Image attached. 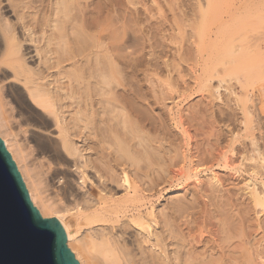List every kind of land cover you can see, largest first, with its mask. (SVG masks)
I'll return each instance as SVG.
<instances>
[{"label":"bare ground","instance_id":"1","mask_svg":"<svg viewBox=\"0 0 264 264\" xmlns=\"http://www.w3.org/2000/svg\"><path fill=\"white\" fill-rule=\"evenodd\" d=\"M22 1L23 0H21V1L0 0V139H1L4 147L7 149V152L9 153V155H10L12 161L14 162L16 168L18 169V173H19V175L22 179V182L24 184V187L28 193L30 202L38 210L39 214L43 218H51L52 217V218H55L59 222L60 227L62 228V230L65 234L66 245L69 248V250L73 253L74 258L77 260L78 264H238L239 263L238 257L240 255L237 256V252H236L237 249H236L235 245H233L235 243L231 242L234 238V235H236V234H234L236 227L234 228L235 229L234 231L232 230V228H233V223L236 221L235 216L237 213L235 215H233V212H231L233 207H235V204L233 203L235 201H233V199H232L233 196H230V195H227L228 196L227 198L225 195V199L227 200V201L225 200L226 202L222 199L223 198L222 196L224 194L222 196L220 195L222 200L219 199L220 196L216 195L218 193L220 194V192H222L223 190L226 194H231L230 190L225 189V187H226L225 182L228 181L229 179L226 180L223 176L221 177V175L219 173H217V171H216L217 169L220 168L221 170H223L225 172L226 171L229 172V176L232 174L233 178L236 177L238 174H240L239 172H242V170H240L238 168V166H240V165L236 166L234 161L232 160V159H235V157L231 159V156L234 155V153H235L234 151L236 150L233 148L234 144H231L232 145V148H231V146L228 147V145L226 143L228 141L231 142V140L234 137L232 139L230 138V140L228 139V141H226V142L223 141L227 145L226 147H224V146L222 147L221 145H220L221 147H219L217 145L219 143L217 140H219L223 136V134H220V132H221L220 131V132H218V135H217L216 134L217 132H216L215 133L217 135V139H216L217 143L215 142L217 145L215 147L216 149L213 148L214 146H212V147L210 146V152L207 154L209 155V157H211V159L209 158L210 159V161L208 160L209 162L206 161L207 159L205 161L203 160V162H205L203 165H202V163L201 164L199 163L203 159L200 157V156H202V154H200V148H196L195 151L193 150V148L191 147V141H190L192 139L190 137L191 134L188 133L187 129H185L184 127L179 129V131H178V133L180 135V138H178V139L181 140V145H179V150H176V148H178L177 147L178 145L176 146L175 149H173L171 147L170 143L167 144L168 147H163L161 145L162 144L161 143V144H159V146L157 148H155L156 149L155 151H157V153L159 152L158 153L159 155H156L157 154L156 153L155 156L154 155L151 156L150 153L148 152L150 149L146 148V150H145V148H144V154L143 153H141V154L144 155V156H142V158L144 157L143 160L145 159L147 161V163H145L143 161V163L146 164L145 165L146 167H142V168H144L142 170H146V171H144L145 175L143 174L144 175L143 178H145V176L147 174H149V173L153 174V172H155L153 175L151 174V176H154V178H156V182H158V183H156L154 181V178H153V181H152V178H150L151 182H149V183L150 184L152 182H155V183L152 186L149 184L151 187V190L150 189L149 190L150 191H156L157 190L155 193L159 197L161 192H167V190H169V189L179 187V189L184 190L185 192L190 194L192 197L190 200H188L187 198L184 197V194H185V196L187 195V193L184 192L183 197H184V199H187L188 202L186 203L185 200H184L185 201L184 202L181 199L176 200L177 204H175V206L173 205L174 206L173 208H171L170 206L167 205L168 207H170L167 210L168 207L167 208L165 207V210H167V211H164V212H167V213L162 212L161 217H158V215H159L158 213L160 211L158 210L159 212L157 213L153 203L147 202L146 195H144V193H143L145 191L140 190L141 189V187L139 188L140 185H138L135 182V180H133V177H131V175L129 173V171H131L130 168H132V166L134 165V162L138 163L139 160L135 161L134 160L135 157L133 158V156H134L133 153L131 155L129 153L130 150H128L126 148L128 150L127 151L125 149L124 145H120L122 143V141L120 144H119V140L117 142L118 143L117 145L120 146L119 148L117 146V148L119 149L118 152H120L119 153L120 155L118 156L119 159L116 156L117 159L115 160V163H114L116 166L112 165V163H111V159L113 157L112 158L110 157L111 159L108 158L109 155L106 152H108L109 150L106 151L105 154H103L104 157H107V160H104V161H107L106 163H109V164L111 163L110 165H108L109 167L107 166V164H105L104 161H102V163H99L100 161H98V159L93 160V158L90 157L91 156L90 152L87 151L88 153H86V150L94 149L92 147L93 145H96V144L98 145L99 143L101 144L100 139L104 135V133H102V132L109 131L108 130L109 127L113 126V125L112 126L107 125L106 124L107 122L105 124L103 123L105 117L107 116V114H106L104 117V114H102V113H105V111L100 113L101 116L103 115V117H104L103 120L102 119L100 120L101 121L100 123L104 124V129L107 131H105V130L102 131L101 128L97 125V123L95 121L97 118L96 115H98V113L94 109L95 107L93 104H95V103H93L94 100L92 99V96H94L95 94H96V96L98 95L97 93H95V94L93 93L95 91V89L96 88L99 89L98 93L100 94V96H101V94L105 95V93H106L105 97H107V95H108L107 92L111 90L110 87L112 86L113 83H115L116 84L115 86L121 87V89H119L120 90L119 93L122 96H124L125 95L124 92L126 90L125 87H127L129 85V83L127 85L124 83V80H123L124 78H123V75L121 77V74H125V71L128 67L130 69H132L133 72H138V71L141 72V70H139L138 68L145 65L142 63L143 61H141L142 58L139 57L140 59L136 58V60H134L132 54H130V53L129 54L132 56L131 58L134 62H132V63L130 62V66H128L129 63L127 64V60H126L127 57L125 55L126 52L124 53V50L127 46L126 47L123 46V45H125V44H123L124 37H126L124 30L127 28V27L125 28V26H124L125 24L127 25V23H124L123 8L124 7L126 8V6L123 7L122 0H116V2H114L115 0H112L113 2L111 0H109V1H111V4H110V2H108L109 4L103 2L102 7H100L98 5H94L95 2H93V0L90 2L85 1V3L83 4V7L81 6L82 9H78V12H77L76 8L80 7V6H77V4L79 3L78 2L79 0H77V3H76V0H54L55 1L54 3H52V2H50V3L55 6L54 9L56 10V12H54V13L52 12L53 13L52 16L46 17V15H45V16H42L44 18L40 17L41 20L43 19L42 21L44 22V26L41 24L42 22H39L41 24V26L40 25L38 26V22L36 20L38 18V17L36 18L37 14L36 15H34L35 13L31 14L32 12L29 13L30 15L28 14V11H27L28 10V7H27L28 3L27 2H30V1L26 0L27 2L25 5H19ZM103 1H105V0H103ZM203 1L206 4L207 8H208V6L210 8V5H212V10H211L212 13L216 12L217 13L216 16L217 17L219 16L220 19H221V17L223 18V16H224L227 18L224 20L228 21V17L231 18V16H230L231 13L234 14V12H235V13H239L238 15H242V17L247 18V20H249V18H252V20L258 21V22H256L257 27H260V25H262V23L264 25V0H227L228 2L225 3L223 6H221L219 4L220 0H203ZM16 2H20V3H18V6H16ZM195 2H197V1H195ZM197 3H200V2H197ZM23 4H24V1H23ZM75 4H76V6H75ZM80 4L82 5V3H80ZM96 4H98V3H96ZM93 5L98 6V7H92ZM197 5L200 7L199 4H197ZM19 6H22V7L20 8ZM111 7L112 8L116 7L117 8L116 10H118V12L116 11V13H118V17L117 18L115 17L116 20H112L111 18H109L113 15V13L116 15L115 11H113L112 15L110 16L109 13L111 11L110 10ZM213 7L216 10L213 9ZM37 8H38V6H37ZM125 8H124V10H126ZM201 8H203V7H201ZM209 8H208V10H209ZM48 9H50V8H48ZM54 9L52 8V10H54ZM74 10L76 11V15L74 14ZM213 10H215V12H213ZM203 11H205V10H203ZM107 13L109 14V17L107 15ZM212 13L210 15H212ZM50 14H51V12H50ZM31 15L33 17H31ZM103 15H106V16H103ZM204 15H205V13L202 16L203 18L206 17ZM210 15H207V16H210ZM34 16L36 19L34 18ZM234 16L237 17V15H235V14H234ZM242 17L241 18L238 17V22L235 21L237 19H235V20L233 19L234 21H231L233 24H234V22H237L240 25L239 26V25L235 24V25H237V27L240 28V29L236 28V30L234 28L233 34H235V36H237L238 34L243 32L241 34L242 36H240V35L237 36L239 38V40H238V38H235L238 41H234L235 39L232 38V34H231V32H229L230 30L233 29V25H231L232 29L228 30V27H226L227 22L225 23L224 20L221 19L220 24L222 22H224L221 24V26L218 25L219 29H222L220 31V38L221 39L219 38L220 39L219 42H217L215 44L217 45L219 43L220 45L222 44V45L226 46L229 43L232 44V41H233V44L229 45L230 47L231 46H233V47L230 49V48H228V46H226V48L230 49L231 51H228V49L226 50V48H225L226 51L225 50L223 51L222 49L221 50L219 49V47H220L219 46L218 47L219 50L214 49V52H215V50H218L219 53L217 51V53L215 52L216 54H213V52H212L213 49H212V51H210V53L207 51L208 54H206L205 58L201 54L200 59H201V63H202V65H201L202 68H200V70H203L205 68V65L208 66L206 64V62L211 61V59L214 60L213 61L214 64H216L215 62L219 63L221 61L220 65L221 66L225 65L226 68H225V66H222V68H220V65L218 63L215 66L219 65V68L223 69L224 71L226 69V72H228L227 69L230 68L229 69L230 71L228 73H230L233 68H235V69L238 68L237 72H238V70L242 71L241 67H237V66H242V69H244V65L247 67H250L248 69L253 70L255 64H254V66L251 65L246 60L245 57H246V54L248 52L250 54V55H248V57H250V56L252 57V55H253V57H255L256 54L260 55V56L262 54H264V34H263L264 33V30H263L264 26L262 25L261 26L262 28L261 27H260L261 29L259 28L260 30L257 29V31H258L257 32L256 30H254L256 28V25L255 26L254 25L253 26L248 25V24H250V22L252 23V21H250V20L246 21L244 19L242 21V23H241V21L239 22V19H243ZM112 18H114V17H112ZM232 18H235V17H232ZM216 19H215V24H216ZM219 21L217 23H219ZM77 22L81 26V28L79 26L80 30L79 29L77 30L74 27ZM231 22H229V23H231ZM243 22H245V23H243ZM247 22H249V23H247ZM71 23H72V25H74V26H72V30H71L73 37H71L72 40L70 39L68 41V39H66V38L67 37L70 38V35L68 34L69 35L68 36L67 33H65L66 29L68 30V28H66L65 24H71ZM115 23L120 24L119 28L121 29V34L117 33L118 32L117 30H119V28L117 27L118 24L115 25ZM208 23L210 24V21ZM212 23L214 24V22H212ZM258 23L260 24L259 26H258ZM223 24H225V25H223ZM245 24H247V25H245ZM196 25L198 26V24H196ZM114 26H116L117 28ZM136 26H138V25H136ZM231 26H230V28H231ZM36 27L41 29V30L43 29V27H45V29L47 27L50 29V30L48 29L50 34L45 35V34H47L45 32H48L47 29H46L47 31L44 29L42 31H40ZM67 27H68V25H67ZM247 27H248V29H247ZM217 28H216V30H217ZM35 29L38 30V33H41L42 40L40 38H37V36H36L37 30L35 32L34 31ZM69 29H71V28H69ZM136 29H138V28L136 27ZM245 29L247 32L250 29V32L251 31L252 32L251 33L248 32V33L251 35L255 31H256L255 33L259 34L260 31L262 30L261 31L262 33H260V35H259V37H261V38L263 36L262 40H260L261 38L259 39L258 36L252 35V38H251L252 41L255 42V40L259 39L257 41V42H259L258 45H256L257 43L253 44V45H256L255 47H253V49H255V51L250 50V49H252V47H251L252 41H250L251 36L248 39V35H246ZM207 30H208V28H207ZM237 30H238V33L237 32L234 33V31H237ZM253 30H254V32H253ZM217 31H219V30H217ZM90 32H94V34L93 35L90 34L91 36L88 35V33H90ZM211 32L210 33L207 32L206 34L211 35L212 34ZM68 33H70V32H68ZM229 33L231 34V36L229 37L230 42L228 39V36L230 35ZM54 34H56V37H52V35H54ZM261 34H262V36H261ZM39 35L40 34H38V36ZM216 36L218 37V33L214 37L216 38ZM254 36H256L255 38H258V39L253 40ZM240 37L244 38V39L246 38V40L247 39L248 40L242 41V43H241ZM207 38H208V36H207ZM215 38H213V41L215 40ZM209 39H210V37H209ZM216 39H218V38H216ZM40 41L41 42L43 41V44L40 43ZM204 41H205V39H204ZM204 41H203V44H204ZM248 41H250L251 43ZM244 42H246L245 44L250 43V45H247L248 46L247 47L244 44V46H243L242 44ZM216 45H215V47H216ZM202 46L205 47V45H202ZM140 47H142V45ZM247 48H248V50H247ZM209 49L211 50V48H208V50ZM202 50H204V49L202 48ZM126 51H127V49H126ZM251 51H254V52H251ZM202 52H204V51H202ZM137 53H138V51L136 52V55H137ZM198 53H199V50H198ZM198 53L196 51V54H198ZM200 53H201V50H200ZM127 54H128V52H127ZM209 54L210 55L212 54V55L210 56ZM92 55H93V57H92ZM208 55L212 58H210ZM138 56H140V55H137V57ZM260 56H258V58ZM256 57L253 58L254 60H252V58H251L252 62H256ZM261 57L259 58L260 62H258L259 60L257 58V62L261 64L260 66L262 69H258V68H260V66L257 65L258 67L256 68V70L254 68L253 74H254V71L255 72L257 71V73L259 71L260 74H262V72L264 70L263 69L264 68V63H263L264 62V59H263L264 56L262 58ZM186 59H188V58H186ZM192 59H193V57H192ZM219 59H220V61H219ZM248 59H250V58H248ZM195 61H197V60H195ZM180 62H181V60H180ZM151 63H152V61H151ZM225 63L228 65H226ZM245 63H248L250 66H248V64H245ZM196 64H194V66ZM211 64L212 63L209 62V66ZM214 64H213V66L211 65L213 68L215 67ZM229 64H230V66H232V64H233L235 67L234 66L229 67ZM146 65H151V64L146 63ZM118 66H120V67H118ZM152 66L158 67V65H155V64L153 65V63H152ZM164 66H166V64ZM148 67L149 66H147L146 68H148ZM212 67H211V70L208 67L210 71H212V69H213ZM251 67H253V68H251ZM92 68H95V69H92ZM208 68L206 67L205 69L207 70ZM140 69H144V67L140 68ZM151 69H152V67H151ZM214 70L218 71V73H219V71L222 72V70H219V69L217 70V67L215 69H213V71L211 73L208 70L206 71V72H209V74H211V77L209 76V74L207 75V73L204 70L202 72L206 73V76L211 79L214 77V74H216V72ZM250 70H248V75H249V72L252 75V71H250ZM96 71H98L97 76L99 79L96 76L97 73H95V76H96L95 78L93 76L94 72H96ZM158 71H159V69H158ZM213 72H215V73H213ZM126 73H127V71H126ZM145 73H146V71H145ZM212 73H213V77H212ZM244 73H241V76H244L247 74L246 71ZM200 74L197 77H195L194 79L199 77L200 79H202L201 82L207 81L206 79H208V78H205V76L203 74H201L202 77L205 78L204 79L200 76ZM225 74L226 73H224V75ZM231 74H228V76L229 75L231 76ZM127 75H129V73ZM224 75H222V76L224 77ZM263 75H264V73H263ZM141 76H142V74H141ZM217 76H218V74H217ZM250 76H247V78L248 77L250 78ZM255 76L259 77V78L261 77V75H259V73H258V76H257V74H255L254 77L252 76L254 79L251 78L252 80L249 79L247 81L253 82V80H257L258 78L256 79ZM92 77L94 80L98 79L97 80L98 82L100 80V82H101V83L99 82L100 85L102 84L103 87H105V88L107 87L106 90L108 89V91L105 92L103 90L104 88L102 87L103 88L102 89L101 86L99 88L94 87V89L92 91L93 87L91 88V84H90V80H92ZM226 77H227V75H226ZM244 78H246V77H244ZM213 79H216V78L214 77ZM239 79H241V78H239ZM122 80H123V82H122ZM169 80H170V78L168 79V81ZM93 81H91V83ZM208 81H209V79H208ZM262 81H264V80H262ZM246 82H244V84L243 83L242 84L247 85ZM164 83L166 85V82H163V84ZM250 83H248V85ZM124 84L126 85L125 87H124ZM208 85H206L204 87H207L209 89L210 87L214 86V85L210 86L211 84H208ZM240 85H241V83H240ZM134 86L132 85L130 87L133 88ZM172 86H174V85H172ZM172 88H169V89L172 90ZM207 88H205V89L207 90ZM241 88H242L241 90H243V88H245V86H243ZM97 89H96V92H97ZM101 89L103 90V93H100ZM127 89H129V88H127ZM163 89H165V88H163ZM114 90H115V88H114ZM114 90H112V91H114ZM209 91H210V89H209ZM115 92H118V90L117 91L115 90ZM132 92H134V91H132ZM139 92H140V90H139ZM167 92H169V91H167ZM92 93L94 95H92ZM112 93H114V92H112ZM211 93H209V94H211ZM135 94H137V93H135ZM160 94H162V93H160ZM131 95H132V93H131ZM233 95H235V94H233ZM113 96L111 98V101H112V99H115V98H113ZM142 96H143V94H142ZM165 96L169 97L170 94H169V96L168 95H165ZM211 96H212V94H211ZM246 96H247V93H246ZM246 96H244V97H246ZM103 97L104 96H102V98ZM126 97H128V96L126 95ZM137 97L140 99L141 94H140V96L137 95ZM154 97H155V95H154ZM160 97H161V95H160ZM160 97H159V99H160ZM244 97H242L240 99V101L238 98V101L240 103H241V100L245 101L246 99L244 100L243 99ZM248 97H247V100L249 101ZM258 98H259V96H258ZM106 99L108 100V98H106ZM116 99H118V98H116ZM126 100H128V99L126 98ZM105 102H107L106 104H108V102H110V101H105ZM105 102H104V104H105ZM123 102H124V100H123ZM117 103L120 104L119 101ZM111 104L113 105V103H111ZM124 104H125V106L127 105L126 103H124ZM263 104L264 103H262V105L257 104V105H259V108L261 110L264 108ZM108 105L110 106V104H108ZM115 105H117V104H115ZM130 105H131V103H130ZM241 105H243V102L241 103ZM125 106L121 102V106H120L121 110L120 109H118V110H120L123 113L124 109L126 108ZM244 106H245V108H243V109L245 111L246 106H247V101H246V103L244 102V105L242 107H244ZM104 107H106V105ZM118 107H119V105H118ZM242 107H240V108H242ZM109 109H112V108H109ZM115 109H116V106H115ZM243 109H242V111H243ZM105 110L107 111V109H105ZM247 110L245 111L246 113H247ZM244 111H243L244 116H245L244 118L247 119V116H246L247 114L245 115ZM114 112H116V110ZM261 112H263V110ZM126 113H127V110H126ZM116 114H118V113H116ZM124 114L122 116H124ZM180 115H181V113L179 114V116ZM250 115L251 114L248 112V117L250 119L248 118L247 121H248V124L251 125V122L249 120H251L252 116L250 117ZM109 116L110 117H108V116L107 117L113 118V117H111V115H109ZM127 116H128V114H127ZM179 116H178V118H180ZM98 117H100V116H98ZM123 118H121V119H123ZM162 118H163V116H162ZM168 118H170V117H168ZM112 121H113V119H112ZM159 121H161V120L159 119ZM178 121L180 122L181 120L178 119ZM145 122H147V121H145ZM145 122H143V123H145ZM100 123L98 122V124H100ZM128 123H130V122H128ZM143 123H141V124H143ZM182 123L178 124V126L180 125V127H181ZM110 124H112V123H110ZM121 124H122V122H121ZM243 124L246 125L244 122H243ZM248 124H247V127H248ZM100 125H102V124H100ZM159 125H161V124H159ZM149 126L151 127L152 125L149 124ZM154 126L156 128V124ZM121 127H122V125H121ZM164 127H166V126H164ZM247 127L245 128V135L243 136V141L245 142L246 140H248V143L247 144H246V142H245V144L241 143L242 148L238 147L239 149H237V151H236V153H238V155L241 156L240 158H243L244 154L247 155L249 153V152L246 153L247 148H249L248 146H250L251 150H252V146H253V150H254V148H255L254 144L256 145V143L254 142V134H251L252 131L250 133L248 131L250 128L249 127L247 128ZM127 128H129V127H127ZM155 128H154V130H155ZM99 129L102 131L101 133L103 134L102 136L100 135L101 136L100 139L97 138L99 136H96L94 133L96 131L98 132ZM151 129L153 131V128H151ZM156 130H157V128H156ZM156 130L154 132H156ZM162 130L159 128V130L157 132L158 133L157 136L162 137L163 140L158 138V137L157 138H158V140L160 139L161 141H163V143H164V141L166 143V140H168V138H170V135H168L170 133H168V131H169L168 129H167L168 131H166V134H165V132H163L165 129L163 131ZM87 132L90 133L91 135L88 134ZM197 132H198V130H197ZM84 133H87V135H89V136H86ZM92 133H94V134L92 135ZM112 133H114V132L112 131ZM200 133L202 134L203 131ZM212 133H213V131H211V134ZM139 134H140V132H139ZM211 134H209V136ZM97 135H99V134H97ZM128 135H130V133ZM167 135H168V138H167ZM204 135H207V134L204 133ZM104 136H106V135H104ZM211 136L213 137V134ZM225 136H224V138H225ZM107 137H105V138L107 139ZM139 137H140V135L138 136V138ZM143 137L148 138L147 135L143 136ZM105 138H103L101 140L102 141L104 140V142H105ZM206 138H207V136H206ZM224 138H221V140ZM116 139H118V138H116ZM139 139L141 140V138H139ZM203 139H205V138H203ZM207 139H210V138H207ZM140 140H138V142ZM135 141H137V140H135ZM142 141H140V142H142ZM146 141H147V139H146ZM255 141H256V139H255ZM124 142H126V141L124 140ZM131 142H133V141H131ZM153 142H154V140H153ZM223 142H222V144L225 145ZM233 142H231V143H233ZM149 143L147 142V145ZM102 144H104V143L102 142ZM107 144L105 142V145H107ZM147 145H145V146H147ZM213 145H215V144H213ZM100 146L98 145V147H100ZM156 146L157 145H155L154 147H156ZM107 147H108V145H107ZM109 147H110V145H109ZM109 147H108V149L111 148V147L110 148ZM123 147H124V149H123ZM127 147L129 148V146H127ZM149 147H151V146H149ZM103 148H104V146L101 149H103ZM147 149H148V151H147ZM97 150H100V148ZM103 150H100V153ZM255 150L254 151L256 153L260 152L259 149L255 148ZM201 151H203V150H201ZM118 152L116 151L115 153H118ZM150 152H152V151H150ZM103 153H104V151H103ZM195 154H197V155H195ZM199 154H200V156H199ZM229 154H232V155L229 156ZM101 155L102 154H100L99 157H101ZM110 155H111V153H110ZM257 155H258V153H257ZM235 156H237V154ZM248 156H250V155H248ZM104 157H101L102 158L101 160L106 159ZM198 157H200L201 160H199L200 158L198 159ZM202 157H204V156H202ZM245 157L246 156H244V159H242V160H245ZM114 159H113V161H114ZM249 159H251V156L248 159L246 158V161H248ZM253 159H254V157H253ZM262 160H263V157H262ZM97 161H98V163H96ZM103 163L105 164L104 167L105 166H107V167L103 168V165H102ZM97 164H101V166H99ZM252 165L248 166V168L244 167V169H245L244 171L248 172V170H250L253 173H254V171H257V167L254 165L252 166ZM259 165H260V168L264 171V162L263 163L261 162ZM112 166L116 167L115 169L117 171H115V172H117V174L113 171L114 168H112ZM128 166H131V167L129 168ZM137 166H138V164L136 165V167L134 166L136 168V171L139 170V169H137L138 168ZM154 166L157 168H154ZM243 166H245V165H243ZM154 169L157 170V173ZM142 170L139 172H143ZM258 171H257V173H258ZM251 172H250V174H251ZM260 173H262V172H260ZM250 174H249V176H250ZM254 174H256V173H254ZM117 175H119V176H117ZM232 175H231V177H232ZM203 176L206 177V179H207L206 180L204 178L206 180L205 184H204V180L202 178ZM115 177L116 178L118 177L119 183L118 182L117 183L120 184L119 187L124 188V190H122V191H124L123 192L124 194H122L120 196H117L118 191L116 193L115 192L116 190H112L113 187H115V186L112 187L111 183L112 184H113V182L116 183L114 181V179H116ZM147 177L145 179H147ZM149 185L147 186V190L149 188ZM154 185L158 189L155 190ZM263 185L264 184H262V186ZM188 187H191V189H189ZM253 187H255V186H253ZM231 188H233V187H231ZM115 189H117V187H115ZM142 189H144V187ZM251 189H250V191H251L250 194H251L253 203L258 205V206L264 205V186H263L262 190L258 189L260 191L256 190V188H255V190H253L254 188H251ZM248 190H249V188H248ZM205 199H208L206 201L207 202L210 201L211 204L208 205L209 202L205 203L204 202ZM223 203H225V204L227 203L226 205H228V207ZM233 204H234V206H233ZM219 205H221L223 207L225 206L224 208H226V207L232 208V209H229V211L232 214L231 213L226 214L225 212H227L228 209H227V211H225L223 209V207L220 206L221 207L220 208ZM232 211H234V210H232ZM236 212H238V211L236 210ZM215 216H217V221L219 222L218 224H216L217 227L219 225V228L215 229L216 231L213 230L211 227V225H213V222L215 223V221H213V219H216ZM236 219H237V217H236ZM210 221H212V223ZM214 226H213V228H214ZM234 226H235V224H234ZM80 231H82L83 234ZM78 232L81 233V235L79 237L77 236V234H79ZM241 235L242 234H240V236ZM239 239H241V238H239ZM241 244L242 243L240 242V245ZM240 245H239V247H240ZM239 247H238V249L240 250ZM198 248H201L203 251L200 252L199 250H197ZM196 250H197V252H196Z\"/></svg>","mask_w":264,"mask_h":264},{"label":"rangeland","instance_id":"2","mask_svg":"<svg viewBox=\"0 0 264 264\" xmlns=\"http://www.w3.org/2000/svg\"><path fill=\"white\" fill-rule=\"evenodd\" d=\"M14 1V0H13ZM17 1H21V0H17ZM23 1H24V4H23ZM21 3L20 2H16V6H18V3H20L19 5H25L26 4V0H23ZM28 1H30V2H27L28 4H27V7H28V14L30 13V12H32L31 14H33V13H35L34 15H36V18H35V16H34V18L37 20V22H38V26L40 25L41 26V24L44 26V22L41 20V18L40 17H42V16H45L46 15V17H48V16H52L53 15V13L54 12H56V10L54 9L55 8V6L54 5H52L50 2H52V3H54L55 1L53 0H28ZM48 1V2H47ZM85 1L87 2H90V1H92V0H79L78 2V4H77V6H80L79 8H76V10H77V12H78V9H82L81 8V6L83 7V4L85 3ZM107 0H105V1H103V0H93V2H95L94 3V5H98V6H100V7H102L103 6V2H105V3H107V4H109L108 2H110V4H111V1H107ZM195 1H197V2H200V3H197V2H195ZM202 1V2H201ZM221 1V2H220ZM219 1V4L221 5V6H223L225 3H227L228 1L227 0H220ZM225 1V2H224ZM42 2V3H41ZM113 2V1H112ZM114 2H116V0L114 1ZM125 2V3H124ZM224 2V3H223ZM15 3V2H14ZM76 3H77V0H76ZM80 3H82V5L80 4ZM96 3H98V4H96ZM104 3V4H105ZM122 3H123V7L124 6H126V10H124V8H123V11H124V23H127V25L125 24L124 26H125V30H124V32H125V36L126 37H124V42H123V44H125V45H123L124 47H126L125 48V50H124V53L126 52V57H127V64L129 63V65L128 66H130V62L132 63V62H134L133 60H132V56H133V59L134 60H136V58H138V59H140V58H142V60L141 61H143L142 63L143 64H145V65H143V66H141L140 68H143L144 67V69L147 67V66H149L148 68H146L145 70L144 69H140V68H138L139 70H141V72L140 71H138V72H133L132 71V69H130L129 67L126 69V71H127V73H126V71H125V74H121V77H122V75H123V80H124V83L127 85L128 83H129V85L130 86H134L133 88L132 87H130L129 85L127 86V87H125L126 85L124 84V87L126 88V90H125V92H124V96H122L120 93H119V89H121V87L119 86V87H117V86H115L116 84L115 83H113L112 84V86L110 87V91H108V89L106 90V88L105 87H103L102 86V84L100 85V80H99V82L97 81L99 78H98V71H96V72H94V74H93V76H94V78L97 76V78L98 79H93V77H92V80H90V84H91V88H92V91H93V89H94V87H100L101 86V88L106 92V91H108L107 92V94L110 96H108L107 95V97H105L106 96V93H105V95L104 94H101V96H100V94L98 93L99 91V89H97V92H96V89H95V91L93 92L94 94L95 93H97L98 95L96 96V94L94 95L93 93H92V95H94V96H92V99L94 100L93 101V103H95V104H93L94 105V109H95V111L98 113V115H96V123H97V125L101 128V130L102 131H104L105 129H104V124L106 123L107 125H110V126H112V127H109V131H107V130H105V131H107V132H102L100 129L98 130V132L96 131V132H94L95 133V135L96 136H99V137H97V138H99L100 139V137L103 135L102 133H104V135H106V136H102L103 138H105V137H107V139L105 138V142H106V144L108 145V147H109V145H110V149H108V147H107V145H105V142H104V140L102 141L101 139H103L102 137H101V139H100V142H101V144L99 143L98 145L100 146H104V148L106 149H101L102 147L100 146V147H98V145L96 144V145H93L92 147L94 148V149H92V150H90V149H88V150H86V153H88V152H90L91 154V156L90 157H92L93 158V160L94 159H98V161H100L99 163H102V161H104V160H107V157H104V155L103 154H105V152L106 151H108V152H106L109 156H108V158L109 159H111L112 157V159H111V163H112V165H114V166H116L114 163H115V160L117 159V157L120 155L119 153L120 152H118L119 151V147L120 146H118L117 144V142H118V140H119V144L121 143V141H122V143L120 144V145H124L125 146V149L127 148L128 150H130L129 151V153L132 155V153H133V158H134V160L135 161H138L139 160V162L137 163V162H134V165L132 166V168H130L131 166H128L129 168H130V170L131 171H129V173H130V175H131V177H133V180H135V182L138 184V185H140L139 186V188L141 187V189L140 190H142V191H145V192H143L144 193V195H146V200H147V202L149 203V202H152L153 203V205H154V207H155V209H156V211H157V213L159 214L158 215V217H161V214H162V212L163 213H167V212H164V211H167L170 207L171 208H173L174 206H175V204H177L176 203V200H179V199H181L182 201H186V203L188 202L187 201V199L188 200H190L192 197H191V195L190 194H188L187 192H185L184 190H182V189H179V187H175V188H172V189H169V190H167V192H161L160 193V195H159V197L156 195V189H158V188H156V186H155V190L156 191H150L151 190V187H150V185L152 186L155 182H156V178H154V176H151V174L152 173H149V174H147L146 176H145V178L147 177V179H145V178H143V176L145 175V172L144 171H146V170H142V169H144V168H142V167H146L145 165V163H147V161L144 159L143 160V158H142V156H144V155H142L141 153H143L144 154V148H145V150H146V148H148V149H150L149 151H148V149H147V151L150 153V155L151 156H155V154L157 153V151H155L156 149L155 148H157L158 146H159V144H161L163 147H168V143H170L171 144V147L173 148V149H175L176 148V146L178 147V148H176V150H179V145H181V140L180 139H178V138H180V135H179V133H178V131H179V129H181L182 127H184L185 129H187V131H188V133H190L191 134V147L193 148V150L195 151V149L196 148H200V154H202V156H204V157H202V156H200V154H199V156L201 157V158H203L202 160H201V158L200 157H198V159L199 160H201L199 163L201 164L202 163V165L205 163V162H203V160L205 161L206 159V161L207 162H209L210 161V159H211V157H209V155L207 154V153H209L210 152V146L212 147V146H214L213 148L214 149H216L215 147L218 145L219 147H226L227 145H228V147L229 146H231V148H232V145L231 144H234V146H233V148L234 149H236L234 152V155L233 156H231L232 154H229V156H231V159L232 158H234L235 157V159H232L233 161H234V163H235V165L236 166H238V165H240V166H238V168L240 169V170H242V172H239L240 174H238L236 177H234L233 178V175H232V177H231V175L229 176V172H225V171H223V170H221L220 168V170L219 169H217L216 171H217V173H219L220 175H221V177L223 176L226 180H228V181H226L225 183V189H227V190H230L231 191V194H226L225 192H224V190L222 191V192H220V194L218 193V194H216V195H218V196H222L223 194V200L225 201L226 199H225V195H226V198L228 197L227 195H230V196H233L232 197V199H233V201H235V202H233L234 204H235V207H233V209L232 208H227L228 207V205H226L225 203H223V204H225L227 207L226 208H224L223 206H221V205H219V207L221 206V207H223V209L225 210V211H227V209H228V213L227 212H225L226 214H230L231 212H233V215H235L236 213V216H235V222L233 223V228H232V230L234 231L235 229V227H236V232L234 231V234H236V235H234V238H233V240L231 241L232 243H235V244H233V245H235V247H236V252H237V256H239L238 258V264H264V205H261V206H258V205H256V204H254L253 203V201H252V197H251V191H250V189L251 188H254L253 190H255V188H256V190H258V189H263V186H262V184H264V171L260 168V163L262 162H264V108L262 109L263 110V112H261L262 110L259 108V105H257V104H261L262 105V103H264V81H262V80H264L263 78H264V75H263V73H264V70H263V72H262V74H260V72L258 71V73H259V75H261V77L259 78V77H256V79L257 80H253V82L252 81H247V80H252L251 78H253L254 77V75L255 74H257V76H258V73H257V71L255 72L254 71V74H253V70H254V68H255V70H256V68L258 67L257 65H261L260 63H258V62H260V57L262 56H264V54H262L261 56L260 55H257L256 54V62H252V60H254L253 58H255V57H253V55H252V57L250 56V57H248V55H250L249 54V52L246 54V60L251 64V65H253L254 66V64H255V66H254V68L253 67H251V68H253V70H250V69H248V68H250V67H247V66H245L244 65V69H242V66H237V67H241V70L242 71H240V70H238V72H237V69L238 68H231L232 70H231V72L230 73H228L230 70V68L229 69H227L228 70V72H226V69H225V71L223 70V69H220V68H222V66H225V65H220L221 64V61H220V59H219V63L218 62H215L216 64H214V60L213 59H211V61H209V62H211L212 64V66H213V64H214V66L215 65H217V63L220 65V68H219V65L218 66H215L214 68L210 65L209 66V62H206V64L208 65V66H206L205 65V68L207 67H209L210 68V70H211V67L213 68V69H215L216 67H217V70L219 69V70H222V72L221 71H219V73H218V71H216V70H214L215 72H216V74H214V77L216 78V79H213L214 77H213V73H215V72H213L212 73V77L213 78H208L207 76H206V73H207V75L209 74V72L211 73L212 71H213V69H212V71H210L209 70V68L207 69L209 72H206L207 70L204 68L203 70L206 72V73H203L202 71L203 70H200V68H202L201 67V65H202V63H201V59H200V57H201V54L203 55V57L205 58V56H206V54H208V52L210 53V51H212V49H213V54H216L217 53V51L220 49H222L223 51L225 50V48H226V46H228V48H232L233 46H229L231 43H229V44H227L226 46L225 45H220L219 43L216 45L215 43H217V42H219V40L221 39L220 38V31L222 30V29H219V26H221V24L222 23H226L227 22V25L229 24L230 26L231 25H233V29H232V26H231V28H230V26L228 25H226V27H228V30H230V29H232V30H230L229 32H231V34H232V38H238L237 36L238 35H240V36H242L241 34L243 33L242 31V33H240V34H236L237 36H235V34H233V30H234V28H235V30H236V28L238 29L239 27H237V25H239L237 22H238V17L239 18H241L242 17V15H238L239 13H235L234 12V14L235 15H237V17L236 16H234V14L233 13H231V18H229L228 17V21L229 22H231V21H234L235 19H237V20H235V21H237V22H234V24L231 22V23H229L228 21H226V20H224V19H227L226 17H224L223 16V18L221 17V19H223L224 20V22H222L221 24H220V22H221V19H220V17L218 16H216V12H215V8L213 7V9H215V10H213V12H215V13H212V5H210V8H209V6H208V8H209V10H208V8L206 7V4L204 3V1L203 0H122ZM45 4V5H44ZM125 4V5H124ZM197 4H199L200 5V7L197 5ZM203 6H202V5ZM218 4V5H219ZM92 6V7H98V6ZM37 6H38V8H37ZM75 6H76V4H75ZM198 6V7H197ZM20 8L22 7V6H19ZM26 7V6H25ZM40 7V8H39ZM197 7V8H196ZM201 7H203V8H201ZM205 7V8H204ZM30 8V9H29ZM48 8H50V9H48ZM52 8L54 9V10H52ZM114 8V7H113ZM112 7L110 8V10L112 11H110V16L112 15V13H113V11H115V13H116V11L118 12V10H116L117 8L115 7L114 9H113ZM39 9V10H38ZM200 9V10H199ZM36 10V11H35ZM51 10V11H50ZM203 10H205V11H203ZM42 11V12H41ZM108 11V12H109ZM126 11V12H125ZM192 11V12H191ZM44 12V13H43ZM50 12H51V14H50ZM53 12V13H52ZM194 12V13H193ZM207 12V13H206ZM212 13V15H210L211 13ZM205 13V15L204 16H206V17H202L203 16V14ZM209 13V14H208ZM74 14L76 15V11L74 10ZM109 14L107 13V15H108V17H109ZM210 15V16H207V15ZM30 15V14H29ZM117 15V16H116ZM116 15L113 13V15L111 16V17H109V18H111L112 20H116V18L118 17V13H116ZM199 15V16H198ZM103 16H106V15H103ZM216 16V17H215ZM31 17H33L32 15H31ZM112 17H114V18H112ZM116 17V18H115ZM232 17H235V18H232ZM42 18H44V17H42ZM201 18V19H200ZM217 18V19H216ZM243 19H239V22L241 21V23H242V21L245 19L246 21H252V23L255 21V20H252V18H249V20H247V18H244V17H242ZM39 19V20H38ZM211 19V20H210ZM215 19H216V24H215ZM234 19V20H233ZM126 20V21H125ZM210 21V24L208 23L209 21ZM214 20V21H213ZM220 20V21H219ZM222 20V21H223ZM138 23H137V22ZM219 21V23H217ZM39 22H42L41 24L39 23ZM212 22H214V24L212 23ZM256 22H258V21H255L253 24L250 22V24H248V25H250V26H255L256 25V28L254 29V30H256L257 31V29H259L262 25H263V23H262V25H260L259 23H258V26L260 25V27H257V24H256ZM73 23V22H72ZM72 23L71 24H65L66 25V28H68V30L66 29V32L65 33H67V35L69 34L70 35V38L69 37H67L66 39H68V41L71 39V37H73L72 36V26H74V25H72ZM243 23H245V22H243ZM247 23H249V22H247ZM78 24V25H77ZM116 24H118V23H115V25ZM132 24V25H131ZM196 24H198V26L196 25ZM209 24V25H208ZM235 24H237V25H235ZM67 25H68V27H67ZM70 25V26H69ZM119 25V26H118ZM117 25V27L119 28L120 27V24H118ZM136 25H138V26H136ZM214 25V26H213ZM219 25V26H218ZM223 25H225V24H223ZM242 25V24H241ZM245 25H247V24H245ZM78 26V27H77ZM79 23L77 22L76 23V25L74 26L77 30L79 29ZM130 26V27H129ZM240 26V25H239ZM264 26V25H263ZM114 27H116V26H114ZM116 27V28H117ZM136 27L138 28V29H136ZM213 27V28H212ZM218 27V28H217ZM37 28V27H36ZM42 28V27H41ZM69 28H71V29H69ZM80 28H81V26H80ZM207 28H208V30H207ZM211 28V29H210ZM216 28H217V30H219V31H217L216 30ZM252 28V27H251ZM254 28V27H253ZM262 28V27H261ZM260 28V29H261ZM38 30H40V31H42L43 29L44 30H48L49 28H47L46 27V29H45V27H43V29L41 30V29H39V28H37ZM37 29H35L34 31L36 32V30ZM128 29V30H127ZM140 29V30H139ZM240 29V28H239ZM247 29H248V27H247ZM259 29V30H260ZM38 30H37V38H40L41 40H42V36H41V33H38ZM46 30V31H47ZM50 30V29H49ZM49 30H48V32H45V33H47V34H45V35H49L50 34V32H49ZM80 30V29H79ZM120 30V31H119ZM119 30H117L118 32V34H121V29L119 28ZM212 32H211V31ZM252 30V29H251ZM254 30H253V32H254ZM264 30V29H263ZM39 31V32H40ZM215 31V32H214ZM240 31V30H239ZM245 31H246V29H245ZM255 31V32H256ZM262 31V30H261ZM260 31V33H262ZM68 32H70V33H68ZM212 33L211 35L210 34H206V33ZM238 33V30L237 31H234V33ZM248 32H250V29H249V31ZM247 31H246V35H248V39H249V37H250V39L252 38V35H256V36H258L259 37V35H260V33L258 34V33H253L252 35L251 34H249ZM252 32V31H251ZM250 32V33H251ZM258 32V31H257ZM205 33V34H204ZM218 33V37L216 36V38H218V39H216L214 36L216 35ZM248 33V34H247ZM38 34H40L39 36H38ZM90 34H94V32H90V33H88V35H90ZM202 34V35H201ZM230 34V33H229ZM231 34L228 36V39H229V37L231 36ZM258 34V35H257ZM264 34V33H263ZM66 35V34H65ZM68 35V36H69ZM205 35V36H204ZM208 36V38H207V36ZM91 36V35H90ZM234 36V37H233ZM256 36H254L253 37V40H255V39H258V38H255ZM261 36H262V34H261ZM52 37H56V34H54V35H52ZM209 37H210V39H209ZM247 37V36H246ZM205 39V41H204V39ZM213 38H215V40L213 41ZM220 38V39H219ZM231 38V39H232ZM261 37H259V39H260ZM127 39V40H126ZM197 39V40H196ZM244 38H241L240 37V42L242 43V41H245L246 40V38L243 40ZM247 39V40H248ZM258 39V40H259ZM263 39V36H262V38L260 39V40H262ZM72 40V39H71ZM132 40V41H131ZM196 40V41H195ZM209 40V41H208ZM233 40V39H232ZM238 40H239V38H238ZM237 39H235L234 41H238ZM246 40V41H247ZM258 40H255V42L254 41H252V39L250 40V41H252V44H251V47H252V49H250V50H254L255 51V49H253V47H255L256 45H258L259 44V42H257ZM203 41H204V44H203ZM212 41V42H211ZM250 41H248V42H250ZM211 44H210V43ZM229 42H230V39H229ZM247 42V43H248ZM261 42V41H260ZM40 43H42L43 44V41L41 42L40 41ZM196 45H195V44ZM207 43V44H206ZM214 43V44H213ZM235 43V42H234ZM246 42H244L242 45L244 46V44H245ZM251 43V42H250ZM250 43H248V44H245V46H247V45H250ZM255 43H257L256 45H253V44H255ZM41 44V45H42ZM232 44H233V41H232ZM231 44V45H232ZM261 44V43H260ZM142 45V47H140ZM202 45H205V47L204 46H202ZM214 45V46H213ZM215 45H216V47H215ZM253 45V46H252ZM202 46V47H201ZM221 48H220V47ZM56 47V46H55ZM89 47V46H88ZM131 47V48H130ZM195 47V48H194ZM218 47H219V49H218ZM223 47V48H222ZM248 47V46H247ZM250 47V46H249ZM250 47V48H251ZM90 48V47H89ZM134 48V49H133ZM198 48V49H197ZM202 48L204 49V50H202ZM206 48V49H205ZM208 48H211V50L209 49L208 50ZM228 48H226V50L228 49ZM126 49H127V51H126ZM196 49V50H195ZM214 49H218V50H215V52H214ZM230 49H228V51H231ZM198 50H199V53H198ZM200 50H201V53H200ZM225 50V51H226ZM247 50H248V48H247ZM249 50V51H250ZM138 51V53H137V55H140V56H138L137 57V55H136V52ZM142 53H141V52ZM194 51V52H193ZM196 51H197V53L198 54H196ZM202 51H204V52H202ZM208 51V52H207ZM254 51H251V52H254ZM127 52H128V54H127ZM250 52V53H251ZM132 54V56L130 55V54ZM179 53V54H178ZM204 53V54H203ZM218 53H219V51H218ZM263 53V52H262ZM134 54V55H133ZM182 56H181V55ZM188 54V55H187ZM196 54V55H195ZM255 54V53H254ZM130 55V56H129ZM192 55V56H191ZM198 55V56H197ZM210 55V54H209ZM208 55V56H209ZM212 55V54H211ZM210 55V56H211ZM207 56V57H208ZM209 56V57H210ZM214 56V55H213ZM258 56H260L259 58H258ZM92 57H93V55H92ZM129 57V58H128ZM140 57V58H139ZM178 57V58H177ZM192 57H193V59H192ZM261 57V58H262ZM181 58V59H180ZM186 58H188V59H186ZM198 58V59H197ZM210 58H212V57H210ZM248 58H250V59H248ZM251 58H252V60H251ZM257 58H258V62H257ZM131 61H130V60ZM153 59V60H152ZM184 59V60H183ZM263 59H264V57H263ZM129 60V61H128ZM152 61V63H153V65L155 64V65H158V67H154V66H152V63H151V61ZM159 60V61H158ZM180 60H181V62H180ZM192 62H191V61ZM195 60H197V61H195ZM210 60V59H209ZM262 60V59H261ZM147 64H151V65H146V63ZM150 61V62H149ZM184 61V62H183ZM190 61V62H189ZM156 62V63H155ZM163 62V63H162ZM223 62V61H222ZM141 63V62H140ZM141 63V64H142ZM197 63V64H196ZM201 63V64H200ZM264 63V62H263ZM166 64V66H164ZM194 64H196L195 66H194ZM223 64V63H222ZM226 64V63H225ZM245 64H248V63H245ZM168 65V66H167ZM172 65V66H171ZM199 65V66H198ZM226 65H228V64H226ZM232 66H234L233 64H232ZM232 66H230V64H229V67H232ZM248 66H250L249 64H248ZM93 67V66H92ZM118 67H120V66H118ZM151 67H152V69H151ZM197 67V68H196ZM235 67V66H234ZM158 68L159 69V71H158V69L156 70V69ZM225 68H226V66H225ZM92 69H95V68H92ZM236 71H235V70ZM247 69V70H246ZM258 69H262L261 68V66H260V68H258ZM264 69V68H263ZM130 72H129V71ZM149 70V71H148ZM152 70V71H151ZM248 70H250V71H252V75H251V73L249 72V75H248ZM94 71V70H93ZM136 71V70H135ZM145 71H146V73H145ZM168 71V72H167ZM202 73H201V72ZM233 71V72H232ZM240 71V72H239ZM246 71V75H244V76H241V73H244ZM221 72V73H220ZM226 73L225 75H224V73ZM95 73H97L96 74V76H95ZM129 73V75H127ZM134 73V74H133ZM203 74L204 76H205V78H208L209 79V81H208V79H206L207 81H202L201 82V80L202 79H200L199 77L198 78H196V79H194L195 77H197L199 74ZM231 74V76L229 77L228 76V74ZM240 73V74H239ZM141 74H142V76H141ZM155 74V75H154ZM200 74V76L202 77V75ZM217 74H218V76H217ZM224 75V77L222 76V75ZM245 74V73H244ZM226 75H227V77H226ZM243 75V74H242ZM251 75V76H250ZM263 75V76H262ZM168 76V77H167ZM194 76V77H193ZM209 76L211 77V74H209ZM247 76H250V78L248 77L247 78ZM253 76V77H252ZM220 77V78H219ZM235 77V78H234ZM237 77V78H236ZM244 77H246V78H244ZM170 78V80L168 81V79ZM193 78V79H192ZM202 78H204V77H202ZM204 78V79H205ZM222 78V79H221ZM234 78V79H233ZM239 78H241V79H239ZM243 78V79H242ZM121 79V78H120ZM199 79V80H198ZM225 81H224V80ZM238 79V80H237ZM254 79V78H253ZM260 79V80H259ZM262 79V80H261ZM96 82H94V81ZM123 80H122V82H123ZM168 82H167V81ZM237 80V81H236ZM91 81H93L92 83H91ZM127 83H126V82ZM130 81V82H129ZM195 81V82H194ZM221 81V82H220ZM247 81V82H246ZM98 82V83H97ZM121 82V83H122ZM132 82V83H131ZM163 82H166V85H165V83L163 84ZM198 82V83H197ZM220 82V83H219ZM239 82V83H238ZM244 82H246V84L247 85H243L244 84ZM251 82V83H250ZM196 83V84H195ZM240 83H241V85H240ZM243 83V84H242ZM248 83H250L249 85H248ZM94 86H93V85ZM98 84V85H97ZM169 84V85H168ZM203 84V85H202ZM208 85V84H211L210 86H213V87H210L209 89H210V91H209V89L207 88V87H204V86H206V85ZM240 86H239V85ZM96 85V86H95ZM165 87H164V86ZM172 85H174V86H172ZM114 86V87H113ZM170 86V87H169ZM209 86V85H208ZM243 86H245V88H243V90H241L242 88L241 87H243ZM108 87V88H109ZM174 89H173V88ZM200 87V88H199ZM114 88H115V90L117 91L118 90V92H115V90H114ZM127 88H129V89H127ZM163 88H165V89H163ZM168 88V89H167ZM169 88H172V90H170ZM205 88H207V90L205 89ZM100 90V93H103V90ZM132 89V90H131ZM167 89V90H166ZM247 89V90H246ZM112 90H114V91H112ZM136 90V91H135ZM138 90V91H137ZM139 90H140V92H139ZM163 90V91H162ZM175 90V91H174ZM246 90V91H245ZM102 91V92H101ZM130 91V92H129ZM132 91H134V92H132ZM167 91H169V92H167ZM171 91V92H170ZM173 91V92H172ZM197 91V92H196ZM208 91V92H207ZM112 92H114V93H112ZM139 92V93H138ZM159 92V93H158ZM207 92V93H206ZM212 92V93H211ZM234 92V93H233ZM128 93V94H127ZM131 93H132V95H131ZM135 93H137V94H135ZM160 97V95H161V97H160V99H159V97L156 95V94ZM160 93H162V94H160ZM209 93H211L212 94V96H211V94H209ZM232 93V94H231ZM246 93H247V96H246ZM136 96H135V95ZM140 94H141V97H140V99L137 97V95H139L140 96ZM142 94H143V96H142ZM169 94H170V96H169ZM233 94H235V95H233ZM114 95V96H113ZM117 95V96H116ZM119 95V96H118ZM126 95L128 96V97H126ZM130 95V96H129ZM148 95V96H147ZM153 95V96H152ZM154 95H155V97H154ZM165 95H168L169 97H167V96H165ZM102 96H104L103 98H102ZM112 96H113V98H115V99H112V101H111V98H112ZM134 96V97H133ZM172 96V97H171ZM235 96V97H234ZM244 96H246V97H244ZM249 96V97H248ZM258 96H259V98H258ZM125 97V98H124ZM147 99H146V98ZM149 97V98H148ZM163 97V98H162ZM171 97V98H170ZM242 97H244L243 99L245 100V101H243V100H241V103L243 102V105H244V102L246 103V101H247V106H246V110H247V113L244 111V109L243 108H245V106L244 107H242L243 105H241V103L239 102L240 101V99L242 98ZM247 97H248V99H249V101L247 100ZM102 98V99H101ZM106 98H108V100L106 99ZM116 98H118V99H116ZM126 98L128 99V100H126ZM133 100H132V99ZM155 98V99H154ZM238 98H239V101H238ZM97 99V100H96ZM122 99V100H121ZM102 100V101H101ZM116 100V101H115ZM123 100H124V102H123ZM153 102H152V101ZM172 100V101H171ZM261 100V101H260ZM263 100V101H262ZM105 101H110V102H108V104H110V106L108 105V104H106L107 102H105ZM119 101V103L120 104H118L117 102ZM129 101V102H128ZM136 101V102H135ZM161 101V102H160ZM175 101V102H174ZM258 101V102H257ZM260 101V102H259ZM104 102H105V104H104ZM121 102H122V104L125 106V104L124 103H126L127 105L125 106L126 108L124 109V111H123V113L120 111L121 110V108H120V106H121ZM151 102V103H150ZM251 104H250V103ZM111 103H113V105L111 104ZM117 104V105H115V104ZM130 103H131V105H130ZM151 105H150V104ZM156 103V104H155ZM236 103V104H235ZM153 104V105H152ZM106 105V107H104V106ZM116 106V109H115V106ZM118 105H119V107H118ZM150 105V106H149ZM246 105V104H245ZM260 105V106H261ZM109 108H112V109H109ZM239 106V107H238ZM263 106H264V104H263ZM177 107V108H176ZM179 107V108H178ZM240 107H242V108H240ZM98 108V109H97ZM103 108V109H102ZM131 108V109H130ZM262 108V107H261ZM105 109H107V111L105 110ZM118 109H120V110H118ZM242 109H243V111L245 112V115L247 116V119L249 118L248 117V112L251 114L250 115V117H251V120H249L250 122H251V125L250 124H248V121H247V119H245L244 117V113H243V111H242ZM116 110V112H114ZM126 110H127V113H126ZM134 110V111H133ZM136 110V111H135ZM170 110V111H169ZM99 111V112H98ZM103 111H105V113H102ZM112 113H110V112ZM140 113H139V112ZM180 111V112H179ZM135 112V113H134ZM142 112V113H141ZM100 113H102V114H104V117H105V115L107 114V116L108 117H110L109 115H111V117H113V118H108L107 116V118L105 117V119H104V117H103V115L101 116V114ZM115 113V114H114ZM116 113H118V114H116ZM126 115H125V114ZM138 113V114H137ZM175 113V114H174ZM181 113V115L179 116V114ZM263 113V114H262ZM124 114V116H122ZM127 114H128V116H127ZM141 114V115H140ZM67 115V114H66ZM120 115V116H119ZM98 116H100V117H98ZM146 116V117H145ZM162 116H163V118H162ZM178 116L180 117V118H178ZM182 116V117H181ZM196 116V117H195ZM102 117V118H101ZM119 117V118H118ZM124 117V118H123ZM145 117V118H144ZM168 117H170V118H168ZM116 118V119H115ZM121 118H123V119H121ZM127 118V119H126ZM143 118V119H142ZM155 118V119H154ZM162 118V119H161ZM165 118V119H164ZM191 118V119H190ZM198 120H197V119ZM103 120L104 119V121H103V123H100L101 121L100 120ZM108 119V120H107ZM112 119H113V121H112ZM121 119V120H120ZM132 119V120H131ZM137 119V120H136ZM143 121H142V120ZM159 119L161 120V121H159ZM177 119V120H176ZM178 119L179 120H181L180 122L178 121ZM183 119V120H182ZM246 121H245V120ZM250 119V118H249ZM110 120V121H109ZM124 120V121H123ZM128 120V121H127ZM147 121V122H145V121ZM156 120V121H155ZM170 120V121H169ZM173 122H172V121ZM201 120V121H200ZM213 120V121H212ZM100 123V124H102V125H100V124H98V122ZM110 123H112V124H110ZM185 121V122H184ZM200 121V122H199ZM121 122H122V124H121ZM127 122V123H126ZM128 122H130V123H128ZM132 122V123H131ZM134 122V123H133ZM143 123V122H145V123H143V124H141V123ZM153 122V123H152ZM162 122V123H161ZM178 122V123H177ZM183 122V123H182ZM243 122L246 124V125H244L243 124ZM118 123V124H117ZM140 123V124H139ZM182 123V125H181V127H180V125L178 126V124H181ZM124 124V125H123ZM135 124V125H134ZM149 124L150 125H152L151 127L149 126ZM156 124V128H157V130H156V128H155V125ZM159 124H161V125H159ZM184 124V125H183ZM247 124H248V127L250 128L248 131L251 133V131H252V133L251 134H254V142L256 143V145L254 144V146H255V148L256 149H259L260 150V152H257L258 153V155H257V153L255 152L256 150H255V148H254V150H253V146H252V150L250 149V146H248L249 148H247V152L246 153H248L247 155L246 154H244L243 155V158H240L241 156L240 155H238V153H236V151H237V149H239L240 147L242 148V146H241V143H244L245 144V142H246V144L248 143V140H246L245 142L243 141V136L245 135V128L247 127ZM120 125V126H119ZM121 125H122V127H121ZM131 125V126H130ZM133 125V126H132ZM147 125V126H146ZM166 126V127H164V126ZM200 125V126H199ZM125 126V127H124ZM142 126V127H141ZM146 126V127H145ZM158 126V127H157ZM161 126V127H160ZM246 126V127H245ZM127 127H129V128H127ZM141 127V128H140ZM194 127V128H193ZM202 127V128H201ZM247 127V128H248ZM127 128V129H126ZM151 128H153V131H152V129ZM154 128H155V130H156V132H154L155 130H154ZM159 128L162 130L163 128L165 129H163L162 131L163 132H165V134H166V131H168V133H170V134H168V135H170V138H168V135H167V138H168V140H166V143H165V141H164V143H163V141H161L160 139H162V137H158L157 136V132H158V130H159ZM168 130H167V129ZM112 129V130H111ZM118 129V130H117ZM142 129V130H141ZM171 129V130H170ZM202 129V130H201ZM210 129V130H209ZM213 129V130H212ZM152 132H151V131ZM197 130H198V132H197ZM209 130V131H208ZM217 130V131H216ZM241 130V131H240ZM243 130V131H242ZM111 131V132H110ZM112 131L114 132V133H112ZM132 131V132H131ZM142 131V132H141ZM148 131V132H147ZM203 131V133L201 134L200 132H202ZM211 131H213V137L211 136L212 134H211ZM221 131V132H220ZM231 133H230V132ZM102 132V133H101ZM134 132V133H133ZM139 132H140V134H139ZM211 134L210 136H209V134ZM217 132V133H216ZM218 132H220V134H223V136L221 137V138H224V136H225V138L227 139H222L221 140V138L219 139V140H217L219 143L216 145V143H217V141H216V139H217V135H218ZM227 132V133H226ZM233 132V133H232ZM242 132V133H241ZM88 133V132H87ZM87 133H84L86 136H89V135H87ZM94 133H92V135L94 134ZM111 133V134H110ZM130 133V135H128V134ZM144 135H143V134ZM156 135H155V134ZM174 133V134H173ZM178 135H177V134ZM204 133H206L207 135H204ZM217 135H216V134ZM230 133V134H229ZM88 134H90V133H88ZM97 134H99V135H97ZM137 134V135H136ZM149 134V135H148ZM189 134V135H190ZM200 134V135H199ZM91 135V134H90ZM101 135V136H100ZM112 135V136H111ZM120 135V136H119ZM134 135V136H133ZM140 135V137L139 138H141V140L138 138V136ZM148 136V138L147 137H143V136ZM152 135V136H151ZM215 135V136H214ZM231 135V136H230ZM237 135V136H236ZM123 136V137H122ZM193 136V137H192ZM202 136V137H201ZM206 136H207V138H210V139H207L206 138ZM91 137V136H90ZM136 137V138H135ZM151 137V138H150ZM155 137V138H154ZM160 138L159 140H158V138ZM200 137V138H199ZM234 137V138H233ZM113 138V139H112ZM116 138H118V139H116ZM129 138V139H128ZM150 138V139H149ZM154 138V139H153ZM166 138V139H167ZM203 138H205V139H203ZM230 138L234 141H232L231 140V142H233V143H231L230 141H228V139L230 140ZM98 139V140H99ZM146 139H147V141H146ZM156 139V140H155ZM171 141H170V140ZM255 139H256V141H255ZM107 140V141H106ZM124 140L126 141V142H124ZM135 140H137V141H135ZM138 140H140V141H142V142H138ZM153 140H154V142H153ZM163 140V139H162ZM204 140V141H203ZM208 140V141H207ZM211 140V141H210ZM237 140V141H236ZM242 140V141H241ZM131 141H133V142H131ZM152 141V142H151ZM168 141V142H167ZM206 141V142H205ZM226 142V141H228V142H226L227 143V145L224 143V142ZM239 141V142H238ZM102 142L104 143V144H102ZM138 142V143H137ZM147 142L150 144H148L149 146H151V147H149L148 145H147ZM216 142V143H215ZM222 142L225 144V145H223L222 144ZM230 142V143H229ZM134 143V144H133ZM138 145H137V144ZM141 143V144H140ZM143 143V144H142ZM157 143V144H156ZM194 143V144H193ZM200 143V144H199ZM115 146H114V145ZM129 146V148L126 146ZM176 144V145H175ZM213 144H215V145H213ZM240 144V145H239ZM145 145H147V146H145ZM155 145H157L156 147H154ZM193 145V146H192ZM199 145V146H198ZM204 145V146H203ZM221 145V146H220ZM258 145V146H257ZM95 146V147H94ZM117 146H118V148H117ZM143 146V147H142ZM257 146V147H256ZM122 147V146H121ZM132 147V148H131ZM239 147V148H238ZM100 148V150H103L104 151V153H103V151L100 153V150H97V149H99ZM143 148V149H142ZM152 148V149H151ZM212 148V149H213ZM118 149V150H117ZM123 149H124V147H123ZM126 149V150H127ZM138 149V150H137ZM154 149V150H153ZM205 149V150H204ZM213 149V150H214ZM90 150V151H89ZM127 150V151H128ZM201 150H203V151H201ZM252 152H251V151ZM88 151V152H87ZM96 151V152H95ZM117 151L118 153H115V152ZM126 151V152H127ZM150 151H152V152H150ZM135 152V153H134ZM179 152V151H178ZM204 152V153H203ZM97 153V154H96ZM110 153H111V155H110ZM113 153V154H112ZM154 153V154H153ZM159 153V152H158ZM156 154V155H159V154ZM100 154H102L101 155V157H104V158H106V159H103V160H101L102 158L101 157H99V155ZM116 154V155H115ZM118 154V155H117ZM237 154V156H235ZM260 154V155H259ZM130 155V156H131ZM195 155H197V154H195ZM207 155V156H206ZM248 155H250L251 156V159H249L248 161H246V158L248 159V158H250V156H248ZM106 156V155H105ZM117 156V157H116ZM244 156H246L245 157V160H242V159H244ZM111 157V158H110ZM137 157V158H136ZM253 157H254V159H253ZM262 157H263V160H262ZM115 158V159H114ZM132 158V159H133ZM142 158V159H141ZM210 158V159H209ZM100 159V160H99ZM113 159H114V161H113ZM118 159H119V157H118ZM209 160V161H208ZM251 160V161H250ZM98 161L96 162V163H98ZM110 161V160H109ZM113 161V162H112ZM141 161V162H140ZM143 161L145 162V163H143ZM245 161V162H244ZM105 162V164H107V166L108 165H110L109 163H106L107 161H104ZM206 162V163H207ZM138 164V168L137 169H139L138 171H136V165ZM243 163V164H242ZM104 163L102 164L103 165V168H105V167H107V166H105L104 167V165H105ZM254 165V166H256L257 167V171H258V173H257V171H254V173H256V174H254L253 172H251L250 170H248V172H246V171H244L245 169H244V167L245 168H248V166H251V165ZM97 165H99V166H101V164H97ZM243 165H245V166H243ZM252 165V166H253ZM114 166H112V168H114V172L115 171H117L115 168L116 167H114ZM135 166V167H134ZM242 166V167H241ZM259 166V167H258ZM109 167V166H108ZM140 167V168H139ZM154 168H157V167H155L154 166ZM143 171V172H139V171ZM155 170V169H154ZM219 170V171H218ZM261 170V171H260ZM136 171V172H135ZM156 171V173H157V170H155ZM132 172V173H131ZM244 172V173H243ZM250 172H251V174H250ZM260 172H262V173H260ZM116 174H117V172H115ZM137 173V174H136ZM148 173V172H147ZM155 172H153V174H154ZM246 173V174H245ZM248 173V174H247ZM142 174V175H141ZM144 174V175H143ZM152 174V175H153ZM249 174H250V176H249ZM135 175V176H134ZM140 175V176H139ZM156 175V174H155ZM243 177H241V176ZM117 176H119V175H117ZM137 176V177H136ZM142 177V178H141ZM116 178V177H115ZM120 178V177H119ZM135 178V179H134ZM150 178H152V181H153V178H154V181L155 182H152L151 184L149 183V182H151V179ZM203 178V180H204V184H205V181L207 180L206 179V177H202ZM206 180H205V179ZM150 179V180H149ZM117 180V181H116ZM138 180V181H137ZM202 180V181H203ZM114 181L116 182V183H114L113 182V184L111 183V185H112V187L113 186H115V187H117V189H115V187H113V189L112 190H116L115 192L117 193V191H118V195L117 196H120V195H122V194H124L123 192L124 191H122V190H124V188H122V187H119V185L120 184H118L119 183V180H118V177L116 178V179H114ZM140 181V182H139ZM158 181V180H157ZM118 182V183H117ZM144 182V183H143ZM147 182V183H146ZM233 182V183H232ZM142 183V184H141ZM146 183V184H145ZM156 183H158V182H156ZM245 183V184H244ZM262 183V184H261ZM115 184V185H114ZM118 184V185H117ZM144 184V185H143ZM150 184V185H149ZM142 185V186H141ZM149 185V188H148V190H147V186ZM253 186H255V187H253ZM89 187V186H88ZM144 187V189H142ZM229 187V188H228ZM231 187H233V188H231ZM189 189H191V187H188ZM248 188H249V190H248ZM150 189V190H149ZM252 190V189H251ZM150 191V192H149ZM258 191H260V190H258ZM149 192V193H148ZM187 193V195L185 196V194H184V197L185 198H187V199H184V197H183V193ZM224 192V193H223ZM191 193V192H190ZM156 195V196H155ZM189 196V197H188ZM221 196L219 197V199H221ZM152 197V198H151ZM156 198V199H155ZM221 199V200H222ZM235 199V200H234ZM206 200H208V199H205L204 200V202L206 203L207 201ZM184 201V202H185ZM227 201V200H226ZM225 201V202H226ZM175 202V203H174ZM178 202V201H177ZM181 202V201H180ZM183 202V203H184ZM209 202V204L208 205H210L211 204V202L210 201H208ZM207 202V203H208ZM222 204V205H223ZM234 204H233V206H234ZM170 206V207H168V206ZM174 205V206H173ZM165 207L167 208V210H165ZM220 207V208H221ZM235 208V209H234ZM161 209V210H160ZM229 209H232V210H234V211H232L231 210V212L229 211ZM159 210V211H158ZM236 210L238 211V212H236ZM235 212V213H234ZM224 213V212H223ZM239 213V214H238ZM232 214V213H231ZM215 215V214H214ZM213 215V216H214ZM239 216V217H238ZM216 217V219H213V221H215V223L213 222V225H211V227H212V229L213 230H215V229H218L219 228V225H218V227L216 226V224H218L219 222L217 221V216H215ZM214 217V218H215ZM236 217H237V219H236ZM243 217V218H242ZM238 220V221H237ZM217 221V222H216ZM211 223H212V221H210ZM238 222V223H237ZM210 224V223H209ZM208 224V225H209ZM234 224H235V226H234ZM215 225V226H214ZM182 226V225H181ZM210 226V225H209ZM208 226V227H209ZM213 226H214V228H213ZM241 230V231H240ZM216 231V230H215ZM240 231V232H239ZM82 234H83V232L82 231H80ZM80 232H78L79 234H77V236L79 237L80 235H81V233ZM239 232V233H238ZM240 234H242L241 236H240ZM237 237V238H236ZM241 238V239H239V238ZM240 242L242 243L241 245H240ZM237 243V244H236ZM237 245V246H236ZM239 245H240V247H239ZM238 247L240 248V250L238 249ZM197 250H199L200 252H202L203 250L201 249V248H198ZM197 250H196V252H197ZM198 251V252H199ZM263 251V252H262ZM199 252V253H200ZM242 259V260H241ZM241 261V262H240Z\"/></svg>","mask_w":264,"mask_h":264},{"label":"water","instance_id":"3","mask_svg":"<svg viewBox=\"0 0 264 264\" xmlns=\"http://www.w3.org/2000/svg\"><path fill=\"white\" fill-rule=\"evenodd\" d=\"M0 264H78L55 218H43L0 139Z\"/></svg>","mask_w":264,"mask_h":264}]
</instances>
